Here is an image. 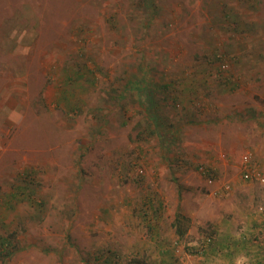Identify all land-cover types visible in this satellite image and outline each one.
<instances>
[{
  "label": "rangeland",
  "instance_id": "obj_1",
  "mask_svg": "<svg viewBox=\"0 0 264 264\" xmlns=\"http://www.w3.org/2000/svg\"><path fill=\"white\" fill-rule=\"evenodd\" d=\"M216 3L0 0V264H264V185L240 164L264 171V0L234 6L256 38L244 76L232 29L201 39ZM198 66L217 109L189 125L167 102L164 143L135 80L166 96Z\"/></svg>",
  "mask_w": 264,
  "mask_h": 264
},
{
  "label": "crops",
  "instance_id": "obj_2",
  "mask_svg": "<svg viewBox=\"0 0 264 264\" xmlns=\"http://www.w3.org/2000/svg\"><path fill=\"white\" fill-rule=\"evenodd\" d=\"M240 0L236 1H230V0H217V3L215 5H210L209 7V15H207V31L206 33V39L201 37L202 40H205L204 43L206 46L212 45L215 39V37H218L219 35L225 34V32L229 29H232L233 32L231 36L233 38H237L238 42L236 46H231L230 48H227L229 52L235 53V57L233 58V61H235V65L237 68V73L239 76H244L243 74H250V64L253 61V56L255 55L256 58V52L253 54V56H250L253 53L251 50H249L250 45L249 42H255L256 38L253 35V32L250 31V24L247 21H242L239 17L235 15L234 6H239ZM252 4L254 6L257 5L256 0H251ZM229 3L233 4L229 8ZM243 4V3H242ZM253 21V20H252ZM259 27L264 29V24L260 25ZM235 29V30H234ZM259 34V33H258ZM211 35V37H209ZM260 35V34H259ZM264 38V34H263ZM221 43V41H220ZM218 43V47L221 44ZM264 49V41H263V47ZM257 51V50H256ZM259 52V51H258ZM187 55L185 54L184 57ZM191 59V58H190ZM189 60L187 59L186 63ZM193 64H197L195 61ZM191 68V65H189ZM203 66V65H202ZM198 66L196 70H188L185 67L180 68V70L177 73V79L174 81L173 85L166 86V96L165 92H156L153 90L151 84V80H135L136 83H142L143 85L140 86V88L136 91H138V98L137 100L141 102L142 107H146V110L149 112V116L152 118V120L155 122L156 125H161L162 129H157V132L163 142L165 143L166 135L172 134L169 130H166L167 128L163 126L161 121V114L164 110L167 102H173L177 103L180 102L182 104L184 119L181 120L182 123L185 124H201L205 123V118L208 119L213 116L214 112L216 111V107L212 108L213 104L207 102L205 99V96L203 94L204 90L207 88L205 79L202 78L205 76L204 74L208 73L204 67ZM195 67V66H194ZM138 75V74H137ZM136 75V76H137ZM246 76V75H245ZM229 85L232 87V89L228 88L227 86V92H231L232 90L238 88V84L234 83L233 85L229 83ZM130 86V87H129ZM129 89L132 87L131 84H128L127 86ZM223 91H220V96L223 97ZM179 106V105H178ZM177 106V107H178ZM226 110V109H225ZM182 114V112H181ZM221 114V113H220ZM226 116L229 114L228 110L224 112ZM222 115V114H221ZM223 117V116H222ZM160 128V127H159ZM165 128V129H164ZM173 139V138H172ZM167 142V141H166ZM241 141L234 145L233 148L237 152ZM245 154V153H244ZM221 158V157H220ZM241 164V162H240Z\"/></svg>",
  "mask_w": 264,
  "mask_h": 264
},
{
  "label": "built area",
  "instance_id": "obj_3",
  "mask_svg": "<svg viewBox=\"0 0 264 264\" xmlns=\"http://www.w3.org/2000/svg\"><path fill=\"white\" fill-rule=\"evenodd\" d=\"M225 68L226 66L224 65L223 69ZM198 171L199 174L206 180V182L209 185L215 184V179L213 177L214 173L209 167H207L206 165H201ZM241 171H242V178L245 181L258 182L264 185V171L261 170L260 167L256 165L253 154L251 152H246L245 154H243L241 158ZM218 188L219 189L217 190L222 192H229L231 189L230 185L228 184H222Z\"/></svg>",
  "mask_w": 264,
  "mask_h": 264
},
{
  "label": "trees",
  "instance_id": "obj_4",
  "mask_svg": "<svg viewBox=\"0 0 264 264\" xmlns=\"http://www.w3.org/2000/svg\"><path fill=\"white\" fill-rule=\"evenodd\" d=\"M170 136L171 135H169V136L166 135L165 143H166V141H169L170 139L172 140V138ZM178 187H179V194H181L184 191V188H183L182 185H179ZM184 224H185V220L183 219V216L180 213H178L176 215L174 223L171 224V225H173V228L175 229L176 234L181 239L183 237H185L186 232H187V228H186V226Z\"/></svg>",
  "mask_w": 264,
  "mask_h": 264
}]
</instances>
